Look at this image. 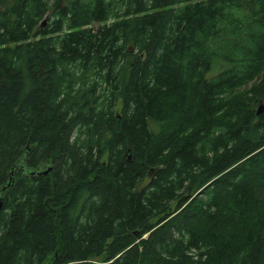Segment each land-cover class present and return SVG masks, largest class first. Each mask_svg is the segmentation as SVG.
Masks as SVG:
<instances>
[{
    "label": "trees",
    "instance_id": "trees-1",
    "mask_svg": "<svg viewBox=\"0 0 264 264\" xmlns=\"http://www.w3.org/2000/svg\"><path fill=\"white\" fill-rule=\"evenodd\" d=\"M9 180L0 264H264V0H0Z\"/></svg>",
    "mask_w": 264,
    "mask_h": 264
},
{
    "label": "water",
    "instance_id": "water-1",
    "mask_svg": "<svg viewBox=\"0 0 264 264\" xmlns=\"http://www.w3.org/2000/svg\"><path fill=\"white\" fill-rule=\"evenodd\" d=\"M262 109V105H259L258 108H257V112H259L260 110ZM40 172V171H39ZM10 180H11V177H10ZM10 180L8 181V183L4 186H1L0 187V210L2 208V205H3V196H2V192L3 190L10 184Z\"/></svg>",
    "mask_w": 264,
    "mask_h": 264
},
{
    "label": "rangeland",
    "instance_id": "rangeland-1",
    "mask_svg": "<svg viewBox=\"0 0 264 264\" xmlns=\"http://www.w3.org/2000/svg\"><path fill=\"white\" fill-rule=\"evenodd\" d=\"M96 26H97V24H96ZM47 263H48V262H46V261H45V262H44V263H42V264H47Z\"/></svg>",
    "mask_w": 264,
    "mask_h": 264
}]
</instances>
